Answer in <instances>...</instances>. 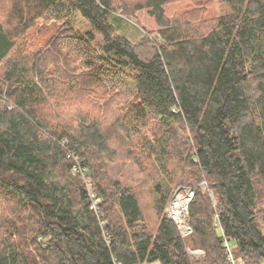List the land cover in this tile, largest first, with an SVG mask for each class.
Returning a JSON list of instances; mask_svg holds the SVG:
<instances>
[{"label":"trees","instance_id":"obj_1","mask_svg":"<svg viewBox=\"0 0 264 264\" xmlns=\"http://www.w3.org/2000/svg\"><path fill=\"white\" fill-rule=\"evenodd\" d=\"M170 1L0 0V264H230L223 236L264 259V0L187 24ZM145 7L164 44L119 29ZM187 185L183 237L165 207Z\"/></svg>","mask_w":264,"mask_h":264},{"label":"rangeland","instance_id":"obj_2","mask_svg":"<svg viewBox=\"0 0 264 264\" xmlns=\"http://www.w3.org/2000/svg\"><path fill=\"white\" fill-rule=\"evenodd\" d=\"M221 8H222L221 0H173L165 4L166 15L169 18L174 19V20L182 18L181 16L183 15H186L188 18H190L191 15H193L194 13L198 11H203V14L205 16H215L216 17V16H219ZM201 18L202 20H204V17H201ZM184 22L187 24V23L197 22V21H191L190 19L186 18L184 19ZM118 25H120L119 29L122 31V33L126 34L129 37V39H131L133 42H137L142 37L148 36L155 44H161V43L164 44V40L159 33L161 27L157 24L155 17L151 15L150 10L147 7L134 11L131 16L124 17V20L121 21V23ZM83 26L85 28H89V25L87 22H84ZM148 134L151 135L150 131ZM124 149L126 150V148ZM135 169L132 170L131 174L137 177H134L135 181L128 180L129 181L128 184H133V183L141 184L146 178V177L144 178L143 175H140L137 169L136 170ZM152 185H153L152 181L147 180L146 184H144L143 186L142 185L140 186L142 188L141 192L143 196V200H142L143 207L146 210V213L149 217L152 218L155 215V218H156L154 204L156 202L157 196L155 195V192H152V188H151ZM193 189L195 190L194 186L187 185V188H185V186H182V187L177 188L176 190H178V192H180L185 197L189 195L194 196L196 191H194ZM189 203L187 206V213H186L188 219H189ZM262 224L264 226V222H262ZM191 232H192V228H191ZM106 239H107V236H106ZM189 250H196V249H191L189 247ZM155 263L160 264L159 261ZM144 264H149V263H144Z\"/></svg>","mask_w":264,"mask_h":264},{"label":"built area","instance_id":"obj_3","mask_svg":"<svg viewBox=\"0 0 264 264\" xmlns=\"http://www.w3.org/2000/svg\"><path fill=\"white\" fill-rule=\"evenodd\" d=\"M75 154H76L75 152L68 151V157H70L71 160L73 161L72 171L75 174H81L86 179L87 184L89 185L88 186L89 190L91 192V197L94 200V205H97L100 203V200L99 198L96 197V194L93 192V189H92L93 187L92 172L89 170V168L84 163V159H82L78 154L77 155ZM185 188H187V186H185ZM192 197L193 195L184 197L180 192H178V190H176L175 193L173 194L172 200L165 207V211L167 212L168 218L172 219L176 223L183 237L187 236L191 232L189 219L186 213H187L188 203ZM181 198H183L185 201L184 208H179V206L176 205L177 200ZM180 210L183 211L184 219H181V217L177 214V212ZM219 230L223 232L221 226H219ZM222 240H223V246L225 247L230 264H243V262L233 254L232 243L225 236L222 237ZM189 252L197 258H201L205 255V251L203 249L189 250ZM256 264H264V259H262L260 262Z\"/></svg>","mask_w":264,"mask_h":264},{"label":"bare ground","instance_id":"obj_4","mask_svg":"<svg viewBox=\"0 0 264 264\" xmlns=\"http://www.w3.org/2000/svg\"><path fill=\"white\" fill-rule=\"evenodd\" d=\"M176 205L179 206V208H184L185 207L184 199L183 198H181V200L178 199ZM177 214L181 217V219H184V214L182 210L178 211Z\"/></svg>","mask_w":264,"mask_h":264},{"label":"crops","instance_id":"obj_5","mask_svg":"<svg viewBox=\"0 0 264 264\" xmlns=\"http://www.w3.org/2000/svg\"><path fill=\"white\" fill-rule=\"evenodd\" d=\"M152 264H156L155 262L154 263H152ZM158 264V263H157Z\"/></svg>","mask_w":264,"mask_h":264}]
</instances>
